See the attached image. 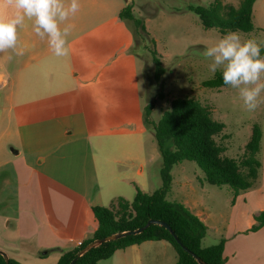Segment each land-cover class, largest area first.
Returning a JSON list of instances; mask_svg holds the SVG:
<instances>
[{
    "label": "crops",
    "instance_id": "0c3cea01",
    "mask_svg": "<svg viewBox=\"0 0 264 264\" xmlns=\"http://www.w3.org/2000/svg\"><path fill=\"white\" fill-rule=\"evenodd\" d=\"M256 2L252 8V22ZM7 11L6 6L0 7V14ZM68 22L74 27L69 36L70 55L67 57L53 56L46 42L32 32L31 21L27 19L18 29L17 52H0V98L3 95L7 101L9 120L13 119L17 127L27 125V129L34 122L56 123V139L40 149L34 148L30 164L40 167L47 179L69 189L78 200V215L68 218L65 225L43 219L48 214L41 215L38 221L27 220V207L18 209L15 217L2 213L0 249L22 264H55L62 250L73 248L77 241L92 236L96 228L93 205L105 206V201L109 205L116 196L131 200L125 193L134 195L136 185L147 192L145 169L153 156L144 157L146 126L142 110L146 103H134L128 98L125 84L128 77L126 70H122L125 64L107 65L90 55L87 60H78L83 58L86 50L72 44L86 27V21H81L77 12ZM26 72L27 87H22ZM98 79L106 87L103 99L89 94ZM79 80L83 84L81 88ZM83 95L88 96L91 103L103 100V113L110 124L96 136L89 135V127L83 124L85 128L76 131L92 139L91 144L79 147L69 136L75 130L66 117L80 115L85 108ZM26 114L27 117H23ZM36 115L40 118L34 119ZM259 124L262 128L257 153L260 167L252 187L236 194L230 189L224 198L216 195L215 190L209 193L198 176V184L187 182L181 186L184 191L179 198L181 203L207 226L201 242L208 234L215 241L212 244L223 239L226 264H264V224L251 229L256 223L254 216L264 210V118ZM9 151L17 155L20 149L9 145ZM125 182L132 183L133 190L124 192L122 185ZM98 184H106L104 193L99 194ZM167 244L165 240H145L115 250L107 260L110 259L111 264H175L176 256L168 254Z\"/></svg>",
    "mask_w": 264,
    "mask_h": 264
},
{
    "label": "rangeland",
    "instance_id": "374dc122",
    "mask_svg": "<svg viewBox=\"0 0 264 264\" xmlns=\"http://www.w3.org/2000/svg\"><path fill=\"white\" fill-rule=\"evenodd\" d=\"M125 1L80 0L81 7L78 12L80 20L86 21V27L81 29L72 45L80 46L81 49L86 50V53H83V58L78 60H87L90 55L89 57L107 65L125 64L122 70H126L128 77L125 82L128 98L134 103L137 101L140 104L153 103L154 106L148 117L152 122L168 108L172 98L190 96L198 99L210 109L214 119L224 123L223 131L216 136L217 141L223 142L226 146L224 155L242 157L252 123H261L264 118V103H260L254 111H248L235 89L228 86L209 88L202 85L204 80L213 76L208 71L209 60L203 53L224 33H221L217 27L205 28L198 14L191 8L197 5H216L215 3L219 1L226 9L230 5L237 6L239 0H130L135 16L141 18L146 26L145 33L135 32L136 37L130 25L119 17V11L124 7ZM253 16L252 30L230 31H239L242 38H253L258 43H264V0H257ZM154 48L164 68L158 79L154 77L150 52ZM25 75L22 87H27L25 81L27 72ZM82 85V81L79 80L78 86L81 88ZM92 93L103 99L106 87L101 85L100 79L96 86L90 88L89 94ZM2 96L0 98V217L2 213L15 217L18 209L23 210L27 207V220L38 221L41 215L48 214L43 219L65 225L68 218L78 215L77 197L63 185L47 179L40 167H33L30 164L34 148L40 149L56 139L54 130L56 123L34 122L29 129L27 125L15 126L13 119L9 120L7 101ZM261 96L264 97V93H261ZM83 103L85 108L80 115L66 117L75 130L69 133V136L79 147L84 146L85 143L91 144L92 139L76 131L78 128H85L83 124L89 127L87 132L93 136L100 135L110 124L108 116L103 113L105 106L103 100L91 103L88 96L83 95ZM140 115L141 111L138 117ZM23 117H27V114ZM142 117H144L143 112ZM33 118L38 119L40 115ZM144 125L146 126L144 157L153 156V160L147 163L145 169L148 182L146 188L150 193L161 186L162 157L151 124L146 125L144 122ZM9 145L20 149L19 154H12ZM164 148L170 150L173 146L167 142ZM170 174L171 187L166 194L168 200L181 202L179 198L184 194L181 186L187 182L198 184L204 181L209 193L215 190L216 195L224 198L232 189L227 184L217 186L207 183L203 179L202 170L192 160L173 164ZM197 176L201 178L200 181ZM101 185L98 184L99 194L106 190V184ZM122 189L124 192H127V189L133 190V185L125 182ZM132 194L125 193L129 199L133 198ZM116 198L118 197H114L111 202ZM105 202L108 205V201ZM44 210L46 212H43ZM79 217L81 218V215ZM213 242L215 241L211 234H208L202 244L209 245ZM167 247L168 254L171 257L176 256L173 247L170 244H167ZM110 261L104 259L100 264H111Z\"/></svg>",
    "mask_w": 264,
    "mask_h": 264
},
{
    "label": "trees",
    "instance_id": "16d2710c",
    "mask_svg": "<svg viewBox=\"0 0 264 264\" xmlns=\"http://www.w3.org/2000/svg\"><path fill=\"white\" fill-rule=\"evenodd\" d=\"M255 1L239 0L237 6L230 5L226 9L219 1L215 3L216 5H197L191 8L198 14L205 28L217 27L221 33L230 30L247 32L253 29L252 8ZM119 17L130 25L134 34L146 32L144 21L135 16L131 1L122 7ZM150 52L154 77L158 79L164 68L157 50L154 48ZM202 85L209 88L225 86L219 71L204 80ZM153 106V103H146L143 108V120L146 125L151 124L162 157L161 186L149 193L136 185L131 200L118 197L108 206L93 205L91 210L96 220V228L92 236L83 240L80 245L62 250L55 264H68L78 250L93 239L139 227H143L140 232L108 240L88 249L73 264H98L99 261L111 257L115 250L145 240L167 241L175 251V264H199L196 256L206 264H226L223 256L224 240L220 239L214 244L203 246L201 241L207 231L204 222L181 202L166 198L171 187L170 168L183 160H192L202 170L203 179L209 184L217 186L227 184L233 189L234 194L250 188L255 184L260 167L257 153L262 138L261 125L257 122L252 123L242 157H228L224 155L226 146L216 139L223 131L224 123L214 119L210 109L198 99L190 96L174 97L170 100L168 108L152 122L148 117ZM167 142L172 144V149L165 150L164 144ZM149 219L164 221L173 233L158 223L146 225ZM254 219L256 223L251 227L252 230L264 224V210L256 214ZM0 264H6L2 254ZM8 264L22 263L9 257Z\"/></svg>",
    "mask_w": 264,
    "mask_h": 264
},
{
    "label": "clouds",
    "instance_id": "9594fccd",
    "mask_svg": "<svg viewBox=\"0 0 264 264\" xmlns=\"http://www.w3.org/2000/svg\"><path fill=\"white\" fill-rule=\"evenodd\" d=\"M0 52H17L18 29L31 21L32 32L55 57L70 55L69 36L73 24L68 22L79 11L80 0H0ZM264 43L242 38L239 31H229L208 46L203 55L209 60L208 71L220 72L223 84L235 89L248 111L264 103ZM8 59H12L9 55Z\"/></svg>",
    "mask_w": 264,
    "mask_h": 264
},
{
    "label": "water",
    "instance_id": "95a60500",
    "mask_svg": "<svg viewBox=\"0 0 264 264\" xmlns=\"http://www.w3.org/2000/svg\"><path fill=\"white\" fill-rule=\"evenodd\" d=\"M150 223H158L160 225H163L164 227H166L167 229L170 230L171 233H173V230L170 228V226L165 223L164 221L162 220H156V219H149L146 223V225L150 224ZM143 227H139L137 229H132V230H127V231H120V232H116V233H113V234H110V235H107V236H104V237H100V238H96V239H93L91 240L89 243H87L84 247L80 248L76 254V256L74 258L71 259V261L68 263V264H73L74 261L79 257L81 256L83 253H85L88 249L92 248V247H95L105 241H108V240H112V239H116V238H119L121 236H124V235H127V234H134L136 232H140L142 230ZM178 242L179 239H177ZM183 248L185 250H187V248L185 246H183ZM0 254L3 255L5 261H6V264H8V255L5 251L1 250L0 249ZM196 260L198 261L199 264H206L200 257L196 256Z\"/></svg>",
    "mask_w": 264,
    "mask_h": 264
},
{
    "label": "built area",
    "instance_id": "2783aa9c",
    "mask_svg": "<svg viewBox=\"0 0 264 264\" xmlns=\"http://www.w3.org/2000/svg\"><path fill=\"white\" fill-rule=\"evenodd\" d=\"M82 241H77V244L76 245H80Z\"/></svg>",
    "mask_w": 264,
    "mask_h": 264
}]
</instances>
